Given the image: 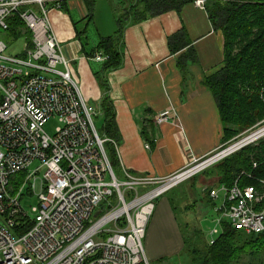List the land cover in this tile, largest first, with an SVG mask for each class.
Listing matches in <instances>:
<instances>
[{"label":"built area","instance_id":"2783aa9c","mask_svg":"<svg viewBox=\"0 0 264 264\" xmlns=\"http://www.w3.org/2000/svg\"><path fill=\"white\" fill-rule=\"evenodd\" d=\"M64 1L0 0V30L17 41L9 19L18 15L32 43L22 35L23 51L11 54L0 36V264H150L144 238L157 201L257 139L236 147L253 132L235 137L167 176L121 168L119 178L105 142L118 144L99 135L97 111L51 32L49 13ZM193 3L205 8L207 0ZM93 58L109 56L98 50ZM52 117L60 124L50 135L44 127ZM170 117L166 111L155 123ZM17 174L25 175L13 184ZM27 185L38 197L33 215L22 204ZM205 191L216 214L209 244L225 224L249 235L264 232V178L243 170L232 185L218 182Z\"/></svg>","mask_w":264,"mask_h":264},{"label":"crops","instance_id":"0c3cea01","mask_svg":"<svg viewBox=\"0 0 264 264\" xmlns=\"http://www.w3.org/2000/svg\"><path fill=\"white\" fill-rule=\"evenodd\" d=\"M86 1L90 0H68V10L52 9L51 32L71 59L85 100L96 111L103 97L100 78L106 75L121 135L117 146L121 168L134 174L167 176L223 145L225 124L203 79L221 67L224 37L213 28L206 7L189 2L179 12L132 18L124 27L122 65L104 73L103 62L89 53L101 38L113 35L103 33L99 40L89 37L95 13ZM183 27L198 56L185 73L177 64L180 53L172 54L168 45V38ZM166 111L173 117L156 124L155 118ZM144 129L156 135L152 148L146 146ZM182 242L184 236L167 193L157 201L148 224L146 256L149 262L165 261L184 249Z\"/></svg>","mask_w":264,"mask_h":264},{"label":"trees","instance_id":"16d2710c","mask_svg":"<svg viewBox=\"0 0 264 264\" xmlns=\"http://www.w3.org/2000/svg\"><path fill=\"white\" fill-rule=\"evenodd\" d=\"M142 1L145 5L142 11L145 12L142 13L144 16L133 18L135 20L146 19L170 10L179 12L184 5L193 2V0H140V3ZM66 4L67 1L61 3L62 10H68ZM206 10L213 28L223 34L224 54L221 67L213 74L205 76L203 84L215 97L221 120L225 124L223 143L226 144L244 130L264 120V0H218L214 1L212 6H206ZM9 25L10 34L13 33L17 39L22 37L23 34L17 29L24 28V23L18 15L9 19ZM123 36L124 27L120 25L113 36L101 38L98 46L89 53L90 57H94L95 52L100 50L109 56V59L103 62L104 73L122 65ZM26 38L31 46V33L28 30ZM168 45L172 54L180 53L177 64L181 72H186L189 62L198 61L197 53L184 27L168 38ZM184 49L187 50L183 51ZM100 85L103 90L99 104L102 123L97 130L101 137L113 139L119 144L121 135L106 75L100 78ZM142 134L152 148L156 135L146 129L142 130ZM105 149L114 171L121 172L117 146L113 142H105ZM254 163H257L256 167ZM223 164L225 175L218 180L219 183L232 185L243 170L264 178V140L258 146L247 147L226 159ZM243 183L251 185L256 182L244 179ZM24 225L25 229L30 226L29 223L26 225L22 222L21 226ZM224 226V232L214 244L206 242L203 247L185 251L190 264H236L243 252L251 256L249 264H264V258L259 257L264 252V232L249 235L226 224Z\"/></svg>","mask_w":264,"mask_h":264},{"label":"rangeland","instance_id":"374dc122","mask_svg":"<svg viewBox=\"0 0 264 264\" xmlns=\"http://www.w3.org/2000/svg\"><path fill=\"white\" fill-rule=\"evenodd\" d=\"M214 1L218 0H207L206 6H212ZM86 3L88 7L94 9L95 13V18L92 20L90 26L91 28L89 30V37L95 40H99V35H103V33L108 32L106 35H114V33L119 30L120 25L125 27L129 20L135 17H142L145 13L142 12L145 5L143 4V1L140 3V0H90L89 2L86 1ZM90 14L91 13H89V15ZM17 31L23 35H26L27 32L25 28H18ZM0 36L8 43L9 53L17 54L23 51L24 41L22 38L15 42H11L12 36L1 30ZM94 121L97 128H100L102 117L100 116L99 110H97V113L94 116ZM258 123L260 124L258 125ZM59 124V119L57 117H52L45 124V131L48 134L53 135ZM263 126L264 120L263 122H257L252 127L244 130L238 136L242 138ZM262 140H264V135L216 165L211 166L205 172L183 183V185L178 187V189L168 192L176 212L177 222L179 223L184 236V243L182 242V246L184 244V249H182L178 254L167 256L165 261L159 260L158 262V260H150V264H163L165 262H169L170 264H190L189 257L186 255L185 251L191 250L195 247H203L206 242L208 243L211 238L210 232L216 226V214L213 210L214 206L208 200L209 198L207 192L205 191L206 188L212 184L218 183V180L222 177V175H225V164H223V162L226 161V159L232 157L240 151L245 150L247 147L258 146ZM37 165L38 162H34L28 172H30V170L35 168ZM44 171L45 170L43 169V172ZM116 172L120 178L121 173L118 170H116ZM23 175L25 174H20V176L16 175V177L19 176L20 178H15V183H17V180L22 181L24 178ZM38 191L39 180L36 193H38ZM22 193L25 196L22 201L23 207L26 211L33 215L32 207L38 204L37 194L30 193L28 185L24 187ZM92 217H94V214ZM241 255L240 260L236 262V264H249L251 256L245 252ZM259 257L264 258V252H262Z\"/></svg>","mask_w":264,"mask_h":264},{"label":"bare ground","instance_id":"6f19581e","mask_svg":"<svg viewBox=\"0 0 264 264\" xmlns=\"http://www.w3.org/2000/svg\"><path fill=\"white\" fill-rule=\"evenodd\" d=\"M4 40H5V39H4ZM263 135H264V126L261 127V128H259L258 130L253 131V134H252L251 136H249V137H247L246 139H244V140H243L239 145H237L236 147H238V146H240V145L248 144V143H250V142H252V141H254V140H256V139L262 137ZM236 147H235V148H236ZM17 175L20 176V174H17ZM19 176H17L16 179H17ZM23 176H24V175H23ZM19 178H20V177H19ZM21 178H22V177H21ZM26 225H27V224H26Z\"/></svg>","mask_w":264,"mask_h":264}]
</instances>
